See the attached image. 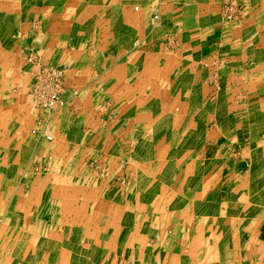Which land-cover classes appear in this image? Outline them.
Here are the masks:
<instances>
[{
	"label": "crops",
	"instance_id": "0c3cea01",
	"mask_svg": "<svg viewBox=\"0 0 264 264\" xmlns=\"http://www.w3.org/2000/svg\"><path fill=\"white\" fill-rule=\"evenodd\" d=\"M0 264H264V0H0Z\"/></svg>",
	"mask_w": 264,
	"mask_h": 264
},
{
	"label": "rangeland",
	"instance_id": "374dc122",
	"mask_svg": "<svg viewBox=\"0 0 264 264\" xmlns=\"http://www.w3.org/2000/svg\"><path fill=\"white\" fill-rule=\"evenodd\" d=\"M48 71L50 76H47L48 77L47 80L45 81L44 79L41 80V83L42 82L44 83V87L42 85H39V87H43L44 89H46V91L57 92L60 99L64 101V104L62 106H57L56 108H51V109L45 108L42 106L41 99L36 96V93H34L33 101L36 104V106H38V108L44 109L46 111H53L57 108H62L66 105V100L63 95V71L58 69L56 70L49 69Z\"/></svg>",
	"mask_w": 264,
	"mask_h": 264
},
{
	"label": "built area",
	"instance_id": "2783aa9c",
	"mask_svg": "<svg viewBox=\"0 0 264 264\" xmlns=\"http://www.w3.org/2000/svg\"><path fill=\"white\" fill-rule=\"evenodd\" d=\"M36 96L41 99L42 106L45 108H56L57 106H62L64 101H62L55 91H46L42 87H37L35 89Z\"/></svg>",
	"mask_w": 264,
	"mask_h": 264
},
{
	"label": "bare ground",
	"instance_id": "6f19581e",
	"mask_svg": "<svg viewBox=\"0 0 264 264\" xmlns=\"http://www.w3.org/2000/svg\"><path fill=\"white\" fill-rule=\"evenodd\" d=\"M208 4V3H207ZM167 66V65H166ZM191 95V94H190ZM186 128V127H185ZM171 149V148H170Z\"/></svg>",
	"mask_w": 264,
	"mask_h": 264
}]
</instances>
